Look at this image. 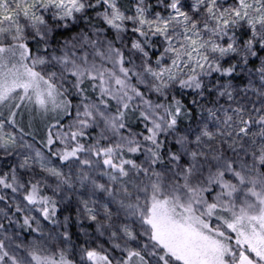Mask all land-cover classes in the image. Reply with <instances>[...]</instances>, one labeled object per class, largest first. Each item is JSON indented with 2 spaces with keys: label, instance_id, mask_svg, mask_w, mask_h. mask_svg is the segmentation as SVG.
Here are the masks:
<instances>
[{
  "label": "snow or ice",
  "instance_id": "snow-or-ice-1",
  "mask_svg": "<svg viewBox=\"0 0 264 264\" xmlns=\"http://www.w3.org/2000/svg\"><path fill=\"white\" fill-rule=\"evenodd\" d=\"M0 264H264V0H0Z\"/></svg>",
  "mask_w": 264,
  "mask_h": 264
}]
</instances>
